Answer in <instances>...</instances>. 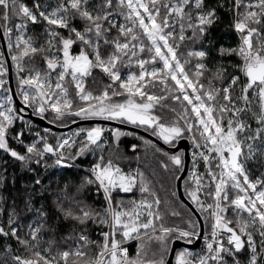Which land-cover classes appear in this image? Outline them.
I'll return each instance as SVG.
<instances>
[{"label":"snow or ice","instance_id":"1","mask_svg":"<svg viewBox=\"0 0 264 264\" xmlns=\"http://www.w3.org/2000/svg\"><path fill=\"white\" fill-rule=\"evenodd\" d=\"M222 13L235 45L212 39ZM0 35L20 97L17 106L5 89L0 100V150L31 173L10 202L0 194V237L15 241L0 264H264V0H0ZM8 71L0 52V88ZM96 74L104 86L94 90ZM28 109L62 127L131 124L173 148L187 138L190 168L183 152L156 151L194 207L168 223L144 172L105 158L106 132L117 144L135 133L95 125L55 137L45 128L28 141ZM97 150L78 181L48 178L49 168ZM180 241L187 246L177 249Z\"/></svg>","mask_w":264,"mask_h":264},{"label":"trees","instance_id":"2","mask_svg":"<svg viewBox=\"0 0 264 264\" xmlns=\"http://www.w3.org/2000/svg\"><path fill=\"white\" fill-rule=\"evenodd\" d=\"M26 2L30 4L31 0H26ZM228 23H229L228 16L222 13L221 21L217 25H215L212 29V39L217 43L224 44L225 46H232L235 45V43H237L238 37L232 29L227 27ZM31 31L38 32L40 31V27L36 26L35 29ZM233 62L234 63L236 62L235 58H233ZM37 63L39 64V61H37ZM14 77L16 78V74H14ZM93 80H95V83H92ZM87 86L94 90L99 89L104 86V81L100 79V76L98 74H96L94 75V77L89 78V83ZM174 106H176L177 110H179V105H174ZM159 111L160 114L163 115L166 120L172 119V114L168 111L167 108L159 109ZM91 126H93V124H87L83 127L87 128ZM16 127L17 129H19L20 127L19 121H17ZM33 127L43 130L39 125L35 123L33 124ZM129 132L138 134L134 131H129ZM52 133L55 134V137H59V135L62 134L63 132L52 130ZM25 136H26V140L28 141L32 139L31 135L30 134L28 135V133H26ZM141 136L143 135L139 134V135L122 136L120 137L118 144L117 142L111 140L109 145L106 146L103 154L106 159L109 156H112L113 154H118L122 156L123 158L119 161V163L121 167L124 168L125 170H127L128 168L136 169V167H138L141 171H143L145 177L151 182L153 188L157 191V193L159 194L162 200L161 211L167 214L165 216L166 221L168 223L179 224L180 217H174L171 215V213L173 211H177L180 212L182 216H187L189 214L188 212L189 207H185L184 206L186 205L185 202L182 201V199L179 197L177 190V181L173 179L172 166L170 162L167 160V157H165L162 152L156 151V146L164 150L162 146H160L158 143L150 139L148 140L152 141V144H146L144 143L143 140L139 139V137ZM50 139L52 143H55V140L53 139L52 136L50 137ZM133 143L137 145V149L135 152H133L130 148V145ZM13 146H15V144ZM99 154H100L99 150H97L96 155L98 156ZM83 156L78 157L77 160H79L84 164L86 163V159ZM5 161H7V163H4ZM49 163L51 164L52 161L49 160ZM164 163H169L168 169H165L163 167ZM200 170L203 171V168L201 167ZM0 173H2L6 177L5 186L3 188H0V194L8 196L9 202L11 198L16 195L17 190L21 189L23 184L29 182L28 178L31 175V173L21 170L19 162L14 161L13 158L4 154L2 150H0ZM85 173H86V169H82L75 165L74 167H70V168L51 167L47 171V176L53 182L64 183V182L78 181L79 178L82 177ZM256 175H259V172H257ZM45 182L47 183L48 181L46 180ZM172 191H177V196L179 199L171 197ZM90 195L94 198V192L91 193ZM93 238H95L94 235ZM5 243H12L13 246L15 247V241L13 240L6 241L5 238L0 237V262H3L5 260L8 261L11 260V257L4 251L3 246ZM130 244L131 246L129 251L131 253H134L136 249L137 241H133ZM144 246H146L145 242H144Z\"/></svg>","mask_w":264,"mask_h":264},{"label":"water","instance_id":"3","mask_svg":"<svg viewBox=\"0 0 264 264\" xmlns=\"http://www.w3.org/2000/svg\"><path fill=\"white\" fill-rule=\"evenodd\" d=\"M0 38H1V42H2V45H3L4 52L6 54L7 62H8L10 86L16 92L15 83H14L13 65L11 63V58L8 55L7 42H6V39H4L2 37V35H0ZM15 97H16V100H17L16 105L20 106V99L18 98V96H16V94H15ZM25 115L30 117L35 123H37V124H39L41 126L50 127V128H52V129H54L56 131H67V130H70V129L75 128L77 126L84 125V124H111V125L115 126L116 128H124V129L130 130V131H135V132H138V133H141V134H143L145 136L150 137V139L154 140L156 143H158L159 145L164 147L169 152H175V151H179L180 149H184V151H185V153H184L185 154V162H186L187 168H189V165H190V142H189V140L187 138L182 139L181 141H179L177 146L175 148H173L171 145L164 144V142L162 140H160L156 136L151 135V133H149L148 131L144 130L143 128H137L136 126L131 125V124H123V123H121L119 121H107V120H103L101 118H91V119H88V120H78L77 124H71L68 127H62V126H58V125L49 124V122L47 120L41 119L38 116L32 115L30 109L27 110V113H25ZM187 168L185 170V175L187 174ZM177 190H178L179 197L182 199V201H184L189 207H194V206L191 205V203L188 200L187 196L184 194V191H183V180H181L179 182L177 181ZM201 244H202V240L198 241V242H195L192 247L194 249H197V248H199L201 246ZM183 246H187V245L184 244L183 241L177 242L176 245H175V247L177 249L180 248V247H183Z\"/></svg>","mask_w":264,"mask_h":264},{"label":"rangeland","instance_id":"4","mask_svg":"<svg viewBox=\"0 0 264 264\" xmlns=\"http://www.w3.org/2000/svg\"><path fill=\"white\" fill-rule=\"evenodd\" d=\"M14 39V38H13ZM6 42H7V40H6ZM0 52H3L4 54H5V52H4V49H3V45H2V42H1V38H0ZM5 59L7 60V58H6V54H5ZM7 67H8V62H7ZM9 69V68H8ZM13 71H14V74H16V71H15V67L13 66ZM16 78H17V74H16ZM16 78L14 77V83H15V89H16V92H17V84H16ZM5 80H6V86H5V88H0V100H2L3 99V97H4V95L6 94V92H5V89H11V94L13 95V99H14V102L16 103L17 102V100H16V97H15V94H16V96H18V98L20 99V97H19V95L14 91V89L13 88H11V86H10V82H9V71H8V73H7V75L5 76ZM25 113H27V110H26V112ZM25 115V114H24ZM25 119L26 120H30V121H32V124H34L35 122L30 118V117H28V116H26L25 115ZM48 121V120H47ZM20 123V122H19ZM35 124H37V123H35ZM37 125H39V124H37ZM57 125V124H56ZM85 125H87V124H84V125H81L80 127H83V126H85ZM95 125H100V124H93V126H95ZM43 130L45 129V128H50V127H46V126H41V125H39ZM58 126H60V125H58ZM101 126V125H100ZM106 129H108V128H110V127H112V126H110V125H105L104 126ZM76 128V127H75ZM75 128H72V129H70V130H67V131H61V132H63L62 134H60L59 135V137L60 136H66V135H69V136H71L72 135V132H73V130L75 129ZM86 128V127H85ZM51 130H54V129H52V128H50ZM121 130H123V131H126L127 129H125L124 130V128H120ZM130 131V130H129ZM129 131H126V132H129ZM136 133H138V132H136ZM139 134H141V133H138V134H136V135H139ZM29 135V134H28ZM143 135V134H142ZM145 135H143V137H144ZM122 137V136H121ZM145 138V140H148V138L145 136L144 137ZM31 140V139H30ZM190 142V141H189ZM145 143V142H144ZM181 150V152H183V153H185V151H184V149H180ZM179 150V151H180ZM192 151H193V149H192V146H191V143H190V167H191V153H192ZM91 155H92V153H88V154H86V155H84L83 157L87 160V159H89L90 157H91ZM185 155V154H184ZM136 168H138V167H136ZM202 171V170H201ZM186 204V203H185ZM187 205V204H186ZM189 207V206H188ZM145 242V244H146V246H145V248L146 249H148V251H149V255H151V251L154 249V247H155V245H154V243L153 242H151V241H148V240H145L144 241ZM202 244H203V241H202ZM200 247H202V245L200 246Z\"/></svg>","mask_w":264,"mask_h":264},{"label":"built area","instance_id":"5","mask_svg":"<svg viewBox=\"0 0 264 264\" xmlns=\"http://www.w3.org/2000/svg\"><path fill=\"white\" fill-rule=\"evenodd\" d=\"M111 128V127H110ZM109 129V128H108ZM37 131H39L42 135L44 134V131L43 130H41V129H37V128H34L33 127V124H32V130H31V132H27L26 131V133H28V134H30L31 135V137L33 138L34 137V134H35V132H37ZM110 134H109V132H106L105 133V137L106 138H108L109 139V141H110V136H109ZM69 135H66L65 137H68ZM49 139H50V136H49ZM51 140V139H50ZM51 142V141H50ZM95 159H96V155H91V157L89 158V159H87L86 160V163H82V162H80L79 160H75L73 163H74V165H76V166H78V167H80V168H82V169H88L89 168V166H90V164L92 163V162H94L95 161ZM133 242V241H132ZM131 243V242H130Z\"/></svg>","mask_w":264,"mask_h":264},{"label":"flooded vegetation","instance_id":"6","mask_svg":"<svg viewBox=\"0 0 264 264\" xmlns=\"http://www.w3.org/2000/svg\"><path fill=\"white\" fill-rule=\"evenodd\" d=\"M159 111V110H158ZM159 113H160V111H159ZM145 130V129H144ZM149 132V131H148ZM150 133V132H149ZM148 139H150V137H148V136H146ZM150 140H152V139H150ZM154 141V140H153ZM155 142V141H154ZM161 146V145H160ZM164 148V147H163ZM164 150H166L165 148H164ZM167 151V150H166ZM181 151V150H180Z\"/></svg>","mask_w":264,"mask_h":264}]
</instances>
